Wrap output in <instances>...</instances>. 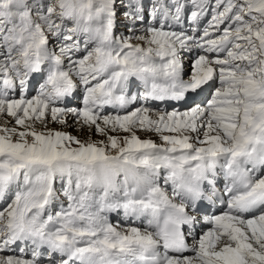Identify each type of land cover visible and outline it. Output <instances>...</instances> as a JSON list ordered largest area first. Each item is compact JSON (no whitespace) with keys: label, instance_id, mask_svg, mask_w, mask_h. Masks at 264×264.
I'll return each instance as SVG.
<instances>
[{"label":"snow or ice","instance_id":"6c2138e0","mask_svg":"<svg viewBox=\"0 0 264 264\" xmlns=\"http://www.w3.org/2000/svg\"><path fill=\"white\" fill-rule=\"evenodd\" d=\"M138 153L160 182L114 223L83 173ZM217 161L229 183L186 204L177 172ZM262 164L264 0H0V264L130 246L163 249L143 264H264Z\"/></svg>","mask_w":264,"mask_h":264},{"label":"clouds","instance_id":"9594fccd","mask_svg":"<svg viewBox=\"0 0 264 264\" xmlns=\"http://www.w3.org/2000/svg\"><path fill=\"white\" fill-rule=\"evenodd\" d=\"M108 155L115 156L117 153L109 151ZM143 156L144 154L138 153L131 158L137 161V163H124L122 160L110 161L108 163L97 162L88 167V172L83 173V175L90 179L93 199L104 205L102 215L109 217V206H115L121 202L124 199L125 192L129 193L130 197L144 199L160 182L157 172L152 166L155 164L154 160L150 158V164L138 163L143 159ZM260 167L264 168V164L260 165ZM212 171V167H209L199 174H190L186 171L183 173L177 172L176 183L182 185L179 188V192L186 204H198L201 199L207 201L209 197L213 196L211 188L205 187ZM170 189L171 185L168 186V195H170ZM101 197H103V200L100 199ZM174 202L179 204L180 200L176 199ZM167 211L171 210H166L165 214ZM186 213L191 214L188 209H186ZM140 217L145 220L149 219L150 210ZM182 228L183 225L181 226ZM152 232L154 234L155 229H152ZM162 251L163 249L159 246L151 247L147 252H142L138 246H130L129 250L113 256V264H143L144 258L161 253Z\"/></svg>","mask_w":264,"mask_h":264},{"label":"rangeland","instance_id":"374dc122","mask_svg":"<svg viewBox=\"0 0 264 264\" xmlns=\"http://www.w3.org/2000/svg\"><path fill=\"white\" fill-rule=\"evenodd\" d=\"M31 2H32V0H29V3H31ZM145 3H146V2H145ZM146 4H147V3H146ZM118 32H124V29H123V28H119V29H118ZM50 127H53V128H59L60 126H59V125H55V124H53V125H50ZM63 130L66 131V132H69V133H71V134H73V135L81 136V138H84V137H86V136L89 135L88 133H84V134L82 135L78 129H74V128H65V129H63ZM92 138L95 139V140H99V139H101V137H99V136L92 137ZM151 138H153L154 140L157 139L155 136H152ZM157 142H159V141H157Z\"/></svg>","mask_w":264,"mask_h":264}]
</instances>
